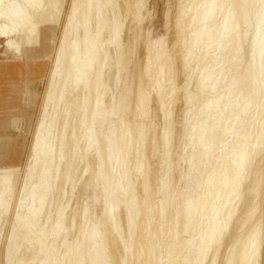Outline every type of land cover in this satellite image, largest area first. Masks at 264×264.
Segmentation results:
<instances>
[{"label": "bare ground", "instance_id": "6f19581e", "mask_svg": "<svg viewBox=\"0 0 264 264\" xmlns=\"http://www.w3.org/2000/svg\"><path fill=\"white\" fill-rule=\"evenodd\" d=\"M165 3L0 0V264H264V6Z\"/></svg>", "mask_w": 264, "mask_h": 264}, {"label": "rangeland", "instance_id": "374dc122", "mask_svg": "<svg viewBox=\"0 0 264 264\" xmlns=\"http://www.w3.org/2000/svg\"><path fill=\"white\" fill-rule=\"evenodd\" d=\"M149 5L150 8L155 12L154 16H152L151 20L148 22V25H151V29L153 30V33H159L162 32L164 30V24L166 22V15H164L165 13V0H149ZM172 27L170 28V31H172ZM2 51H4V46H0V56L2 54ZM144 51V47L143 44H140L139 50H138V54L142 53ZM39 89L40 91H43L44 89V85L41 84L39 85ZM156 107V106H154ZM15 131H17V133L20 132V130L16 129ZM28 135V134H27ZM30 136V134L28 135ZM262 190H264V185L262 187ZM261 199V198H260ZM262 204H264V196L262 197Z\"/></svg>", "mask_w": 264, "mask_h": 264}, {"label": "snow or ice", "instance_id": "6c2138e0", "mask_svg": "<svg viewBox=\"0 0 264 264\" xmlns=\"http://www.w3.org/2000/svg\"><path fill=\"white\" fill-rule=\"evenodd\" d=\"M262 6H264V0H261ZM10 264H14V262H10Z\"/></svg>", "mask_w": 264, "mask_h": 264}]
</instances>
